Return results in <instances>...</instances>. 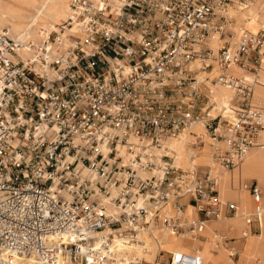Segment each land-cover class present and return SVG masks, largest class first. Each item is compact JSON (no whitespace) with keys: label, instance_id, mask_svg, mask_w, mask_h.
Returning <instances> with one entry per match:
<instances>
[{"label":"built area","instance_id":"2783aa9c","mask_svg":"<svg viewBox=\"0 0 264 264\" xmlns=\"http://www.w3.org/2000/svg\"><path fill=\"white\" fill-rule=\"evenodd\" d=\"M252 1L71 0L59 29H74L72 44L52 59L39 54L38 65L13 61V42L0 35L1 264L32 254L59 264L61 251L80 264H113L112 233L99 247L93 233L124 226L133 238L153 222L198 237L207 220L235 214L218 198L214 167L196 161L203 134L189 128L203 126L213 164L227 170L261 145L264 106L253 97L264 85V30H230V10ZM58 33L48 39L60 41ZM215 34L216 52L207 45ZM213 84L231 95L214 100ZM168 138L186 141L187 167L175 164ZM249 190L255 232L261 191L256 182ZM187 205L195 217L184 216ZM236 241H212L227 264L239 256ZM167 263L216 264L198 251L169 253Z\"/></svg>","mask_w":264,"mask_h":264},{"label":"bare ground","instance_id":"6f19581e","mask_svg":"<svg viewBox=\"0 0 264 264\" xmlns=\"http://www.w3.org/2000/svg\"><path fill=\"white\" fill-rule=\"evenodd\" d=\"M71 0H0V35L5 34L14 44V55L10 57L17 61L16 54L22 56V61L35 62L38 65L39 54L48 53L50 59L57 54V51H64L72 44L70 38L74 29L65 28L63 31L59 26L65 20L70 11ZM117 2V0H111ZM235 22L230 30L238 34L241 29H247L252 33L264 30V0H253L245 7L230 10ZM53 32H59L60 41L53 42L50 38ZM222 40L217 34L209 38L207 45L214 52L220 47ZM194 66L199 67L195 61ZM231 72L244 74L243 71L233 66ZM212 72H215V66ZM200 76V75H199ZM212 97L216 101L231 95V92L220 84H213ZM254 101L264 106V85H258L254 89ZM190 130L203 134L205 141L201 147L196 161L201 165H212L218 174V198L222 203L231 202L236 206V212L231 216L211 218L205 222V228L201 237L206 240L201 250H193L184 247L175 234L161 227L159 224L151 223L146 229L140 230L133 236L127 237L123 234V228L118 230H104L92 234L95 244L99 247L101 236L112 233L109 244V258L114 260L113 264H140L144 260L151 263L159 250L170 252H195L198 251L205 263L227 264L230 262L228 254L222 249L214 253L213 240L216 236L229 233L232 238L242 239V249L234 264H264V128L260 132L261 145L253 146L248 150L242 162L232 170L219 167L213 164L210 157V139L200 123L192 125ZM165 144L174 149L177 153L175 164L180 167L189 165L188 150L186 141L182 138H168ZM83 176L93 179L94 175L88 169H84ZM253 179L261 191L259 198L261 211L259 213V230L257 233L248 231L247 218L254 212V201L249 192L247 181ZM263 193V194H262ZM188 206V205H187ZM186 208V207H185ZM109 213H118V209L112 202L106 204ZM184 216L195 217L192 206L183 211ZM186 239L201 244L198 237L186 235ZM229 236V235H228ZM63 243H66V236ZM52 243L60 246L59 239L51 240ZM237 244V241H236ZM59 264H80L70 261L63 254L58 253ZM1 264V262H0ZM10 264H51L45 262L34 254L15 258Z\"/></svg>","mask_w":264,"mask_h":264},{"label":"rangeland","instance_id":"374dc122","mask_svg":"<svg viewBox=\"0 0 264 264\" xmlns=\"http://www.w3.org/2000/svg\"><path fill=\"white\" fill-rule=\"evenodd\" d=\"M51 38H52V35H51ZM15 58H16V60H18V59H23L22 58V56H20L19 54H16L15 55ZM204 138H206V139H209V138H207L206 136H204ZM256 181L255 180H253V179H250V180H248L247 181V186H248V189H250V186H251V184L252 183H255ZM257 183V182H256ZM249 192H250V190H249ZM263 194V193H262ZM258 231H253V233H257ZM224 235H226V236H228V237H231V235L229 234V233H223ZM176 236V238L179 240V242L183 245V246H185V245H188L189 243H190V241L192 242V240H190V239H186V237L187 236H177V235H175ZM242 243H243V241H242V239H238L237 240V244H236V247H237V249H238V251H239V253H240V251H241V249H242ZM213 247V246H212ZM214 249H216V248H214ZM218 249H222L226 254H228L227 253V251L226 250H224V248L223 247H221V248H218ZM170 253V252H169ZM169 253L168 252H166V251H158L157 252V254H156V256H155V259L151 262V263H145L144 261L142 262V264H168L167 263V258H168V256H169ZM172 253V252H171ZM239 257V256H238Z\"/></svg>","mask_w":264,"mask_h":264},{"label":"crops","instance_id":"0c3cea01","mask_svg":"<svg viewBox=\"0 0 264 264\" xmlns=\"http://www.w3.org/2000/svg\"><path fill=\"white\" fill-rule=\"evenodd\" d=\"M188 206H192V205H188ZM188 206H186V208L188 207ZM186 208H185V210H184V212L186 211ZM200 241H201V244H196V241L194 242V240H192V242L190 241V243L188 244V245H185L184 247H186V248H188V249H193V250H195V249H197V250H201L202 249V247H203V244L202 243H204L205 242V240H206V238L205 237H199L198 238ZM218 248H216V249H214V250H212L214 253H217L218 251ZM224 250H226L225 248H224ZM160 251H162V250H160ZM163 251H166V252H170V251H167V250H163ZM171 253V252H170ZM192 253V252H191ZM155 259V258H154ZM142 262L144 261V260H141ZM142 262L140 263V264H142ZM145 262V261H144ZM146 263V262H145Z\"/></svg>","mask_w":264,"mask_h":264}]
</instances>
